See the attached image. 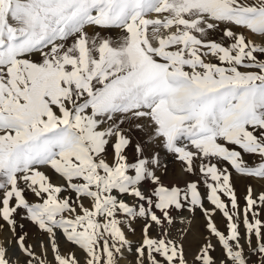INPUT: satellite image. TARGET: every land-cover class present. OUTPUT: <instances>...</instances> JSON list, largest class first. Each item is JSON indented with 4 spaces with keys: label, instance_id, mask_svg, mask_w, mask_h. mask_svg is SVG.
<instances>
[{
    "label": "snow or ice",
    "instance_id": "6c2138e0",
    "mask_svg": "<svg viewBox=\"0 0 264 264\" xmlns=\"http://www.w3.org/2000/svg\"><path fill=\"white\" fill-rule=\"evenodd\" d=\"M234 176L264 186V0H0V264H264Z\"/></svg>",
    "mask_w": 264,
    "mask_h": 264
},
{
    "label": "rangeland",
    "instance_id": "374dc122",
    "mask_svg": "<svg viewBox=\"0 0 264 264\" xmlns=\"http://www.w3.org/2000/svg\"><path fill=\"white\" fill-rule=\"evenodd\" d=\"M257 43H259V40H257ZM183 179H195V177H181L179 174V168L177 165H169V173L168 176L166 177V182H172V181H180L181 185L183 184ZM251 183L253 185V187L255 188V190L257 192L264 190V186L261 185V183L255 181V180H246L244 178L241 177H235L234 176V184H235V188L237 191L238 196L240 197V202L241 205H243V197L245 195V191H246V186ZM29 199H32V197L30 196ZM183 217L184 218H188L191 219V215L187 212L184 211L183 212ZM181 219V216H177V221L179 222V220ZM217 219V223L219 225V227L221 228V230H224V225L220 220V216L217 215L216 217ZM203 217L201 216V214L199 212L196 213V217H195V221H194V234L199 232L202 233L203 232ZM21 223L24 224V228H23V232H26L28 234L27 236V242L29 245H32L35 247V251L37 252V254L41 253L42 251V244L47 242V237L43 236L38 230L37 228L32 225L30 222L28 221H21ZM141 223L142 222H137L133 225V227L136 228V234L135 235H131L129 234L128 238L129 240L133 241V243L135 244L136 241H138L140 239V228H141ZM243 231V229H241ZM18 231H21L20 229H18ZM11 233L5 231L3 233H0V243H2L4 241L5 238H10L11 237ZM190 241H193V237H189ZM198 246V241H194L192 243V248L190 250V254H189V258H191V253L195 251V248ZM71 249L70 245H66V244H62V250L64 251H68ZM11 251H15V245L12 246ZM11 254V253H10ZM79 255V253H77ZM217 256L220 255L219 249H217V252L215 253ZM47 258L50 260L52 258V253L49 250L48 254H47ZM131 259V257H129V260ZM250 259L253 260L254 262L257 261L259 259L258 256L256 255H252L250 256ZM14 264H15V258H13ZM127 264H129V262L126 260Z\"/></svg>",
    "mask_w": 264,
    "mask_h": 264
},
{
    "label": "bare ground",
    "instance_id": "6f19581e",
    "mask_svg": "<svg viewBox=\"0 0 264 264\" xmlns=\"http://www.w3.org/2000/svg\"><path fill=\"white\" fill-rule=\"evenodd\" d=\"M123 264H127V262H126V261H124V262H123Z\"/></svg>",
    "mask_w": 264,
    "mask_h": 264
}]
</instances>
